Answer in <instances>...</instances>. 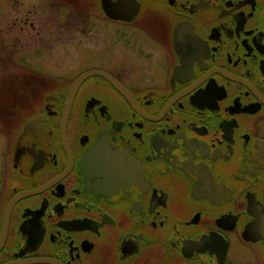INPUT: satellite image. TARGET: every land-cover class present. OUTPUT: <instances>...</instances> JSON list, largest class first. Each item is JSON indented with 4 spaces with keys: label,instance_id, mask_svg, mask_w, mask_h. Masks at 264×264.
<instances>
[{
    "label": "flooded vegetation",
    "instance_id": "1",
    "mask_svg": "<svg viewBox=\"0 0 264 264\" xmlns=\"http://www.w3.org/2000/svg\"><path fill=\"white\" fill-rule=\"evenodd\" d=\"M0 264H264V0H0Z\"/></svg>",
    "mask_w": 264,
    "mask_h": 264
},
{
    "label": "rangeland",
    "instance_id": "2",
    "mask_svg": "<svg viewBox=\"0 0 264 264\" xmlns=\"http://www.w3.org/2000/svg\"><path fill=\"white\" fill-rule=\"evenodd\" d=\"M43 6H44V4H41L38 1L36 2V5H34V2L32 3V7H35V8H33V10H37V11L44 12L43 9H42ZM45 10L47 11V9H45ZM22 90L23 91H21V92H25L28 96L30 95L29 94L30 93V90L29 89H26V90L22 89ZM11 92H13V89H12Z\"/></svg>",
    "mask_w": 264,
    "mask_h": 264
},
{
    "label": "water",
    "instance_id": "3",
    "mask_svg": "<svg viewBox=\"0 0 264 264\" xmlns=\"http://www.w3.org/2000/svg\"><path fill=\"white\" fill-rule=\"evenodd\" d=\"M84 78H85V76H84V77H81V78L77 81V83H76L75 86H74V91L77 89V87L79 86V84L84 80ZM24 195H27V194H24ZM24 195H22V196H24Z\"/></svg>",
    "mask_w": 264,
    "mask_h": 264
}]
</instances>
